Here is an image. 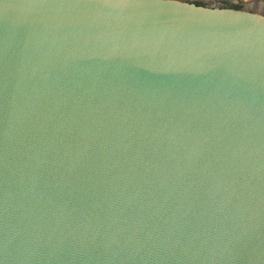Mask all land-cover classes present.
Listing matches in <instances>:
<instances>
[{"label": "water", "instance_id": "95a60500", "mask_svg": "<svg viewBox=\"0 0 264 264\" xmlns=\"http://www.w3.org/2000/svg\"><path fill=\"white\" fill-rule=\"evenodd\" d=\"M0 264H264V15L0 0Z\"/></svg>", "mask_w": 264, "mask_h": 264}, {"label": "rangeland", "instance_id": "374dc122", "mask_svg": "<svg viewBox=\"0 0 264 264\" xmlns=\"http://www.w3.org/2000/svg\"><path fill=\"white\" fill-rule=\"evenodd\" d=\"M194 1H204V2L207 1L206 3H210L209 1H211V4L220 5L222 7L242 9L250 12H258L264 15V0H194ZM258 5L262 6L261 11L255 9V7H258Z\"/></svg>", "mask_w": 264, "mask_h": 264}, {"label": "flooded vegetation", "instance_id": "af4514ba", "mask_svg": "<svg viewBox=\"0 0 264 264\" xmlns=\"http://www.w3.org/2000/svg\"><path fill=\"white\" fill-rule=\"evenodd\" d=\"M186 1H189V2H193V3H195V4H200V5H210L211 4V1H209L210 3H206L207 1H192V0H186Z\"/></svg>", "mask_w": 264, "mask_h": 264}, {"label": "bare ground", "instance_id": "6f19581e", "mask_svg": "<svg viewBox=\"0 0 264 264\" xmlns=\"http://www.w3.org/2000/svg\"><path fill=\"white\" fill-rule=\"evenodd\" d=\"M248 3H249V2H248ZM255 9L261 11L262 6H259V5H258V7H255Z\"/></svg>", "mask_w": 264, "mask_h": 264}, {"label": "trees", "instance_id": "16d2710c", "mask_svg": "<svg viewBox=\"0 0 264 264\" xmlns=\"http://www.w3.org/2000/svg\"><path fill=\"white\" fill-rule=\"evenodd\" d=\"M198 5H200V4H198Z\"/></svg>", "mask_w": 264, "mask_h": 264}]
</instances>
